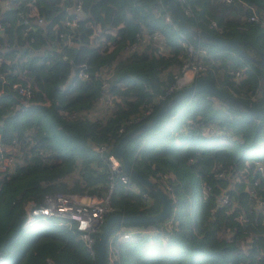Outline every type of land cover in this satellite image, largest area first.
Returning a JSON list of instances; mask_svg holds the SVG:
<instances>
[{"label": "trees", "instance_id": "1", "mask_svg": "<svg viewBox=\"0 0 264 264\" xmlns=\"http://www.w3.org/2000/svg\"><path fill=\"white\" fill-rule=\"evenodd\" d=\"M242 1L246 4L239 0H186L191 13H185L175 0L189 23L218 37L239 39L244 49L253 54L257 49L264 57V26L246 20L251 3L264 19V0ZM75 2H80L84 16L71 30L59 21L71 15L67 8ZM161 4L157 0H13L1 12L0 72L14 71L13 75L6 74V79L27 82L33 98L40 102L31 99L23 106L9 84L0 80V136L5 142L15 138L24 156L0 178L3 264H45L46 258L53 264H97V235L91 254L75 229L42 221L21 229L22 206L25 200H38L46 192L98 197L105 191L109 172L94 144L112 138L114 145L122 133L138 124L125 121L137 112L143 98L162 91L164 83L171 80L173 58L156 56L148 47L119 54L121 46L134 41L141 29L163 32L178 53L172 36L175 32L163 19L166 12L182 31L164 0ZM31 7L43 18L42 24L34 21ZM19 10L30 19L23 36L17 25ZM208 18L222 27L221 32L207 27ZM60 32L71 34V44L65 43ZM186 38L203 45L210 54V68L198 76L210 78L216 87L251 106L264 101V76L256 66L229 47ZM46 45L49 47L45 52L38 54L36 49ZM31 53L32 58L20 61ZM81 63L86 65L88 78L73 76L61 88L70 69L75 70ZM105 66L107 74L102 77ZM237 68L243 75L234 79L228 71ZM163 69L166 73L161 76ZM101 80L113 96L114 107L104 121L98 122L79 112L92 107L101 92ZM255 86L260 87L261 97L250 101L246 90ZM43 97L49 102L41 103ZM69 109L75 111L72 117L66 113ZM186 120L195 124L194 130L174 135ZM120 124L123 131L115 138ZM206 125L213 131L204 136L201 129ZM124 151L131 166L167 194L161 174L175 182L178 222L171 228L163 225L164 219L114 223L108 237L119 225L153 228L138 239L118 243L119 264H264V252L256 257L264 251V205L256 208L248 192L251 189L256 197H264V170L254 171L252 163V159H258L264 164V118L233 110L207 92H193L163 112L150 129L130 139ZM241 171L246 172V178L234 179ZM224 188L231 202L219 205L217 199ZM110 205L113 210L108 214L152 213L158 210L159 201L129 177L127 188L116 182ZM239 214L242 219H238Z\"/></svg>", "mask_w": 264, "mask_h": 264}, {"label": "built area", "instance_id": "2", "mask_svg": "<svg viewBox=\"0 0 264 264\" xmlns=\"http://www.w3.org/2000/svg\"><path fill=\"white\" fill-rule=\"evenodd\" d=\"M13 0H3L1 4V10L3 12L4 8H8ZM160 5L161 0H157ZM226 3H230L233 0H221ZM242 4L246 2L239 0ZM179 4L182 6L183 12L191 13V10L186 4V0H178ZM31 6V2L27 3ZM5 5V6H4ZM64 8H67L64 6ZM68 11L71 15H66L59 22L62 26L68 29H74L77 26L78 19L84 16V12L81 8L80 2H75L73 5L69 6ZM34 14V21L38 24L43 23V18L40 15ZM164 21L171 26V29L175 32L172 36L177 42L178 53L171 48L169 38L163 34V32L157 30L153 32L145 31L141 29L139 33L136 34L134 41L130 43H125L121 46L119 54L121 56L127 55L134 51H141L143 48L148 47L156 56H161L163 58H173V62L170 64L171 80L164 83L162 91L152 93L151 97H144L137 112L129 117L125 121L127 123H139L142 120L148 118L151 115L152 109L155 105L160 104L162 101L166 100L173 93L180 91L188 84L192 83L202 71L210 68V54L207 49L200 45L199 43H193L189 38H186L182 32L178 31L175 24L172 23L171 17L168 12L163 16ZM246 20L257 22L261 26H264V19L260 18L255 10H252L247 16ZM30 19L27 13L19 10L17 12V25L20 28L21 36L26 34L29 29ZM207 27L214 29L216 32H221L222 27L216 24L214 19H207ZM1 29V26H0ZM60 37H64L66 44H71L70 38L71 34L68 32L59 33ZM23 59H20V61ZM108 66H105L101 72V76L107 74ZM234 79H238L243 75L241 69H230L228 71ZM14 71L5 70L0 72V80L3 83L9 84V87L16 92L18 102L25 105L26 102L31 99L33 102L40 103L38 100L33 98L32 90L29 84L23 80H14L9 82L5 75H13ZM166 73V69L160 72L163 76ZM74 76L78 79L85 80L88 78V72L86 71V65L84 63L79 64L74 70ZM62 88V86H61ZM247 98L250 101H256L261 97V89L259 86L249 87L246 90ZM112 96L106 91V82L101 80V92L98 94L92 107L83 111L79 114L84 118H88L92 121H104L112 111L113 106L111 100ZM130 99H134L131 96ZM211 99V98H210ZM118 100V97H117ZM41 103H45L41 101ZM74 110H66V113L72 117ZM123 124H120L115 131V138L123 131ZM195 128V124L188 120L185 121V125L182 127H177L174 131V135L178 132H183L186 129L192 131ZM213 128L210 125L202 127L201 134L206 136L211 133ZM175 138H178L176 136ZM15 138H10L9 141L5 142L0 136V178L5 176V174L13 168L16 164H20L22 157H19V149L15 143ZM113 139L109 138L107 142L95 143L96 149L101 156L102 160L105 162L107 170L109 172L108 180L106 184L105 191L98 197L94 195L78 194L72 192H46L41 195L38 200L29 198L23 203V215L20 222V228L25 229L36 222H48L57 226H65L71 230L76 231L79 239L88 250L89 253L93 254V244L94 236L103 223L105 216L113 210L110 205V195L115 186L116 182H120L124 187L129 185V176L122 170L117 169V162L111 155L110 150L113 146ZM253 170L263 172L264 164L258 159H252ZM218 176H222L221 172L217 173ZM246 172H238L234 179H245ZM161 181L164 184L165 189L168 191L169 199V213L166 218H164L163 225L166 228L174 227L178 222V198L174 194L175 182L170 176L166 174H161ZM257 179H254L253 184H256ZM250 197L253 199L254 206L256 208L262 207L264 205V197H256L253 190H248ZM146 197L145 193H141ZM219 205L229 204L231 202L227 188H224L217 199ZM238 219H242L241 214H239ZM264 223V217L262 218ZM152 227H142L136 225L129 226H118L116 230L106 239V250L105 251V264H119V255L117 246L118 243L124 239H138L147 231H152ZM116 245V247H114ZM105 247V246H104ZM264 251H260L256 257L259 258L260 254ZM104 255V254H103ZM2 256L0 255V260ZM45 264H53L52 261L46 258ZM174 264V263H170ZM236 264H244V262L238 261Z\"/></svg>", "mask_w": 264, "mask_h": 264}, {"label": "water", "instance_id": "3", "mask_svg": "<svg viewBox=\"0 0 264 264\" xmlns=\"http://www.w3.org/2000/svg\"><path fill=\"white\" fill-rule=\"evenodd\" d=\"M164 2L168 11L176 18L181 31L187 36L203 44L226 46L235 50L244 60L256 66L264 76V57L259 50L255 49V54L250 53L241 46V40L239 39L218 37L197 25L189 23L185 19L183 12L177 6L175 0H164ZM254 10H257V8ZM73 76L74 70L71 68L62 85L63 89L69 84ZM199 91L209 93L233 110L252 115L256 119L264 118V101L259 105L251 106L232 96L228 92L216 87L210 78L206 76H198L192 83L162 101L148 118L122 133L110 150L111 155L117 162V169L123 170L130 178L138 182L146 192L155 196L159 201V207L156 212L152 213L123 214L122 212H114L108 214L101 224L96 236L95 256L97 264H105L103 259L104 246L110 228L114 223L127 224L133 222H155L166 218L170 209L169 199L166 192L131 166L130 162L126 158L124 145L130 139L154 126L159 116L175 103L183 99L185 96Z\"/></svg>", "mask_w": 264, "mask_h": 264}, {"label": "crops", "instance_id": "4", "mask_svg": "<svg viewBox=\"0 0 264 264\" xmlns=\"http://www.w3.org/2000/svg\"><path fill=\"white\" fill-rule=\"evenodd\" d=\"M2 2H3V0H0V14H1V12H2V10H1V4H2ZM5 6V5H4ZM250 6H251V8H252V10H254L257 6L255 5V4H253V3H251L250 4ZM256 6V7H255ZM6 8H4V10H5ZM3 10V11H4ZM18 42L20 41L19 39L17 40ZM49 47V45H46V46H41L40 48H38V49H36L38 52V54H43L44 52H45V50L47 49ZM36 55V54H35ZM34 56V54H27V55H25V56H23V57H21L20 59H23V61H27L28 59H30V58H32ZM42 101L43 102H45V103H48L49 102V99L48 98H46V97H43L42 98ZM20 151V150H19ZM19 157H24L21 153H20V156ZM119 226H121V225H119ZM123 226V225H122Z\"/></svg>", "mask_w": 264, "mask_h": 264}, {"label": "rangeland", "instance_id": "5", "mask_svg": "<svg viewBox=\"0 0 264 264\" xmlns=\"http://www.w3.org/2000/svg\"><path fill=\"white\" fill-rule=\"evenodd\" d=\"M110 96H112V95H110ZM112 98H113V96H112ZM111 102H112V104L114 103L113 100H111ZM111 107L113 109L114 106L111 105ZM20 153H21V150L19 151V156H20ZM258 157H259V154H257V156H255V158H258ZM18 214H19V212H18ZM162 243H164V242L162 241ZM114 247H116V245H114ZM117 249H118V246H117ZM0 264H3V261H0Z\"/></svg>", "mask_w": 264, "mask_h": 264}]
</instances>
